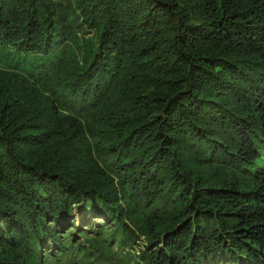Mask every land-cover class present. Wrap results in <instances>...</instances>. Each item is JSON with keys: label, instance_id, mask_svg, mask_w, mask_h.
<instances>
[{"label": "trees", "instance_id": "16d2710c", "mask_svg": "<svg viewBox=\"0 0 264 264\" xmlns=\"http://www.w3.org/2000/svg\"><path fill=\"white\" fill-rule=\"evenodd\" d=\"M262 152L264 0H0V264H264Z\"/></svg>", "mask_w": 264, "mask_h": 264}, {"label": "rangeland", "instance_id": "374dc122", "mask_svg": "<svg viewBox=\"0 0 264 264\" xmlns=\"http://www.w3.org/2000/svg\"><path fill=\"white\" fill-rule=\"evenodd\" d=\"M261 154H262V157H263L262 160H261L262 162L261 163H259V162L257 163V165H256L257 168H263L264 167V152H262ZM92 221L94 223L97 222V220H95V219H92Z\"/></svg>", "mask_w": 264, "mask_h": 264}]
</instances>
